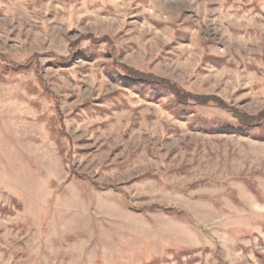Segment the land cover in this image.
Masks as SVG:
<instances>
[{
    "label": "rangeland",
    "instance_id": "1",
    "mask_svg": "<svg viewBox=\"0 0 264 264\" xmlns=\"http://www.w3.org/2000/svg\"><path fill=\"white\" fill-rule=\"evenodd\" d=\"M263 110L264 0H0V264H264Z\"/></svg>",
    "mask_w": 264,
    "mask_h": 264
},
{
    "label": "trees",
    "instance_id": "2",
    "mask_svg": "<svg viewBox=\"0 0 264 264\" xmlns=\"http://www.w3.org/2000/svg\"><path fill=\"white\" fill-rule=\"evenodd\" d=\"M67 59V58H66ZM65 59V60H66ZM65 60H62L61 64L66 63ZM129 76H131L133 78V80L138 81L141 85H146L147 83H153V84H158V87H162L167 89L169 92L179 95L175 85H172L169 83V81H166L164 79L158 78V77H154L151 75H145L143 73H139L136 71H128ZM191 95H188L187 93L181 97L182 99H184L185 101H188L189 99H194L195 101H198L200 103H205V102H212L213 99L211 98H207V97H190ZM215 102V101H214ZM219 102V101H217ZM232 110V109H231ZM262 115H264V110L261 111V113L256 116V117H250L251 121L254 122V120L256 121V119H258L259 117L261 118ZM170 210V209H168Z\"/></svg>",
    "mask_w": 264,
    "mask_h": 264
}]
</instances>
